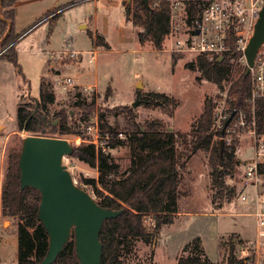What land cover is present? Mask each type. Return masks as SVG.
Masks as SVG:
<instances>
[{
	"label": "rangeland",
	"instance_id": "rangeland-1",
	"mask_svg": "<svg viewBox=\"0 0 264 264\" xmlns=\"http://www.w3.org/2000/svg\"><path fill=\"white\" fill-rule=\"evenodd\" d=\"M70 3L74 6L67 9ZM123 4L128 5L129 1L41 0L29 6L35 8L36 20L41 18L46 23L17 45L21 74L10 63L0 65V114L7 119L8 130L14 129L10 135L0 129V166L5 171L8 150L21 148L27 136L65 139L72 148L82 145L83 140L90 139L84 132L83 121L88 125L92 117L101 113L104 123L124 140L125 135L131 136L135 131L132 121L126 113L112 114L108 111L128 107L141 130L145 129L146 121L159 120L163 124V132L174 135L175 157L182 168L179 188L174 195L178 213L172 217L171 224L161 225L150 242L141 239L125 241L120 252L122 264H177L178 258L187 255L197 256L202 264H236L241 261L254 264L250 242L255 236V220L250 213L256 205L253 187L246 185L244 179V167L251 158L252 139L242 133L236 137L235 157L239 166L232 177H225L223 188L213 187L209 153H192L189 141L202 113L204 100L209 98L213 103L219 90L201 78L197 66L188 67L192 63L189 57L165 53L163 45L159 50L149 43L140 45L136 38L140 29L134 28L129 21L125 23ZM25 11L17 17L16 31H23L36 21L26 19ZM91 18H96L99 29L106 31L111 51L103 38L97 41L95 36L98 33L92 30ZM49 26L53 28L48 35ZM120 28L125 30L127 40L123 44L119 40ZM65 51L96 52L97 55L95 61L90 62L87 55L74 60L64 56ZM236 70L238 67H234L233 71ZM3 77L4 81H1ZM67 78L72 80L71 86L64 85ZM42 80L50 83L55 96L54 104L48 107L49 124L57 127L60 119L66 116L69 127L66 135L51 137L52 134L48 133L29 135L17 131V106L25 103L35 105L34 99H38ZM137 92L143 97L149 93H162L171 102L147 106L140 102ZM77 93L87 97L88 106H73ZM135 101L138 103L132 108ZM53 114H57V118ZM178 133L185 138L179 137ZM99 139V145L104 146L117 165L116 178L119 179L127 175L140 153L157 149L152 141L149 148L143 146L141 149L131 138H126L114 148H107V140L101 139L100 135ZM165 147L168 146H162ZM62 165L78 187L94 200H99L91 188L81 183V179H97L96 169L68 156L62 160ZM226 187H230L233 193L228 194ZM257 192L264 194V176L259 180ZM241 195L247 196L245 203L240 202ZM17 223V218L0 217V264L17 263ZM144 225L148 233L153 232L152 219L145 218Z\"/></svg>",
	"mask_w": 264,
	"mask_h": 264
},
{
	"label": "trees",
	"instance_id": "trees-1",
	"mask_svg": "<svg viewBox=\"0 0 264 264\" xmlns=\"http://www.w3.org/2000/svg\"><path fill=\"white\" fill-rule=\"evenodd\" d=\"M128 1V5L124 4L126 19H130L134 28L140 29L136 33L137 42L140 45L149 43L155 50H159L169 31V10L165 5V0H146L147 4H144L143 0ZM15 2L16 0L0 1V60L12 64L14 69L21 74L17 45L27 34L44 22L39 18L32 25L17 33L14 27L13 6ZM51 30L50 28L48 35ZM95 37L97 41L101 40L99 36ZM239 56V53L233 50L220 59L208 60L198 57L195 62L188 64V67L197 66L201 78L216 85L218 90L227 87L228 94L233 98L230 102L231 110H241L246 119L253 117L257 134L264 135V99L250 101V79L249 76H245L246 69L237 62ZM234 67H238V71H233ZM137 97L147 106H159L171 102V99L162 93H149L143 97L140 92H137ZM86 98L77 93L73 106H88ZM37 100L35 116H31L35 108L34 104L25 103L17 106V131H23L29 135L48 133L52 134L51 137L68 134L66 116L60 119L57 127H51L49 124L48 107L55 102L49 82L40 81ZM116 112L126 113L135 128L131 136L125 135V139L131 138L132 142L138 144L141 149L149 148L148 144L152 141L157 149L154 152L140 153L127 175L122 179L116 178L118 167L112 162L110 154L102 148L96 150L91 144H82L73 147L71 155L68 156L98 172L97 179H81V183L91 188L95 197L99 199L95 200L96 203L105 209L122 211L118 217L104 221L101 227L99 234V241L102 245L101 264H122L120 252L125 241L141 239L150 242L159 232L161 225L171 224L172 217L178 213L174 195L179 188L182 166L176 161L174 135L163 132V124L159 120L146 121L145 129L141 130L135 123V115L128 107H117L108 111L112 114ZM212 112V100L206 98L189 143L192 146V153L197 151L209 153L211 182L213 187L220 190L225 186V177L233 176L239 162L235 157V145L227 148L223 144L221 150L219 140L214 139V133L211 130ZM54 117L57 118V114ZM98 120L100 137L107 140V148L121 145L125 139H120V134L113 133L104 123L103 113L98 115ZM83 123L85 132L86 121ZM178 136L185 138V135L179 133ZM220 136L221 134L217 133V137ZM163 145L168 147L162 148ZM19 154L20 146L9 149L6 155L2 216L18 219L16 264H40L48 250V236L37 218L40 194L32 188L20 190ZM258 173L264 176V165L259 166ZM226 190L228 194L233 193L230 187H226ZM147 217L152 219L154 224L152 233H148L144 225ZM52 264H78L73 237ZM177 264L202 263L197 256L187 255L178 258ZM207 264L216 263L208 262ZM236 264H245V261Z\"/></svg>",
	"mask_w": 264,
	"mask_h": 264
},
{
	"label": "built area",
	"instance_id": "built-area-1",
	"mask_svg": "<svg viewBox=\"0 0 264 264\" xmlns=\"http://www.w3.org/2000/svg\"><path fill=\"white\" fill-rule=\"evenodd\" d=\"M169 10V31L164 38L163 51L168 54L189 57L195 62L198 57L208 60L220 59L233 50L239 53L238 64L246 69L244 49L252 36L253 28L262 7V0H165ZM155 7V5H154ZM64 56L77 60L87 55L89 61H95L96 52L65 51ZM250 101L264 99V42L258 48L253 65L249 72ZM64 85L71 86L72 80L67 78ZM233 98L228 94L227 87L218 91L213 100L212 126L214 139L223 140L230 148L236 144V137L246 134L252 139L251 158L246 163V185L253 187L255 210L250 215L255 220V236L250 242L254 264L264 263V194H259L258 183L261 175L258 168L264 165V135L257 134L254 118L246 119L241 110H231ZM249 102V101H248ZM233 116L231 117V114ZM85 132L90 139L83 144H91L96 150L99 145L98 116L90 119ZM217 133L221 136L217 137ZM120 138V136H119ZM121 139V138H120ZM66 157H63V160ZM5 171L0 166V217L2 216V189ZM245 203L246 195L239 197Z\"/></svg>",
	"mask_w": 264,
	"mask_h": 264
},
{
	"label": "water",
	"instance_id": "water-1",
	"mask_svg": "<svg viewBox=\"0 0 264 264\" xmlns=\"http://www.w3.org/2000/svg\"><path fill=\"white\" fill-rule=\"evenodd\" d=\"M147 4L146 0H143ZM264 42V0L245 49V76L249 75L258 48ZM37 112L38 100L34 99ZM138 101L132 104L136 107ZM234 113L231 114V117ZM223 140L219 146L223 149ZM73 151L65 139L27 136L23 139L18 159L20 190L32 188L39 192L37 218L48 236V250L40 264H52L71 237L78 264H101V227L106 220L118 217L122 211L99 206L88 192L78 187L66 167L63 157Z\"/></svg>",
	"mask_w": 264,
	"mask_h": 264
},
{
	"label": "crops",
	"instance_id": "crops-1",
	"mask_svg": "<svg viewBox=\"0 0 264 264\" xmlns=\"http://www.w3.org/2000/svg\"><path fill=\"white\" fill-rule=\"evenodd\" d=\"M1 1V0H0ZM41 0H16V2L14 3V6H13V9H14V27L16 26L15 24H16V22H17V17H18V15H20V14H22V12L24 11V10H26L25 11V17H26V19H31V21L32 20H36L37 19V15H36V13L34 12L35 11V8H32V7H30L29 8V6H34L33 4H37V3H39ZM93 1H96V2H98L99 0H93ZM119 2L121 1V0H118ZM72 3V2H71ZM69 4L66 8L67 9H69L70 7H72V6H74L73 4ZM123 6H124V4H123ZM24 8V9H23ZM52 10V9H51ZM48 11H50V10H48ZM47 11V12H48ZM46 12V13H47ZM35 13V14H34ZM45 13V14H46ZM59 15H61V13L59 14ZM58 15V16H59ZM21 17V16H20ZM58 19V18H57ZM92 19V18H91ZM127 21H129L130 23H131V21H130V19L129 20H127V19H125V23L127 22ZM46 22H44V23H42L41 25H44ZM55 24H56V22H55ZM55 24H54V26H55ZM41 25H39L38 27H40ZM52 29L53 28V26H49V29ZM37 29V28H36ZM35 29V30H36ZM92 30L94 31V32H96V33H98V36L99 37H101V38H103L104 40H105V42L108 44V46L110 47V51L112 50V46H111V44L108 42V40H107V34H106V31L105 30H100L99 29V25L97 24V21H96V18H94V19H92ZM16 31V30H15ZM119 31V40H120V43L121 44H123L124 43V41H127L126 40V38H125V33H124V31L125 30H123V29H119L118 30ZM17 33H19V31H16ZM21 32V31H20ZM49 32V31H48ZM51 32H52V30H51ZM32 33V31L29 33V34H27V36H29L30 34ZM51 34V33H50ZM26 36V37H27ZM25 37V38H26ZM24 38V39H25ZM91 39V38H90ZM23 40V39H22ZM21 40V41H22ZM91 41V40H90ZM77 52V51H76ZM50 53H53V52H50ZM50 53H45V55H50ZM3 62H7V61H5V60H0V65L3 63ZM7 63H9V62H7ZM2 76V75H1ZM1 81H4V77H3V80H1ZM15 125H16V123H15ZM8 126H9V124H8V122H7V119L6 118H4V116L2 115V114H0V129H2L4 132H6V133H8L9 135L10 134H12V133H14V129H9L8 130ZM12 127H14V125H11V128ZM261 177H263V176H261Z\"/></svg>",
	"mask_w": 264,
	"mask_h": 264
}]
</instances>
